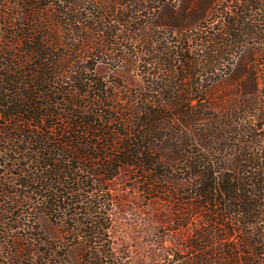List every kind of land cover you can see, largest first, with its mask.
<instances>
[{
	"label": "trees",
	"instance_id": "obj_1",
	"mask_svg": "<svg viewBox=\"0 0 264 264\" xmlns=\"http://www.w3.org/2000/svg\"><path fill=\"white\" fill-rule=\"evenodd\" d=\"M128 1L93 13L84 0H0V234L5 215L27 208L61 233L54 243L41 226V264H68L70 247L78 264H130L114 246L112 184L133 169L151 198L161 196L157 184L183 182L174 195L187 214L178 224H195L156 264H264V69L263 78L238 76L243 105L233 113L221 115L211 101L214 85L228 78L227 58L248 37L264 42V0L223 4L192 25L173 9L158 47L139 35L147 7ZM159 18L152 21L161 26ZM216 18L220 27L208 31ZM115 24L145 44L135 54L143 84L127 106L111 104L116 82L91 74V58L123 52L117 56L131 61ZM85 30L101 42L58 39ZM152 61L161 70L148 69ZM204 210L199 227L194 218Z\"/></svg>",
	"mask_w": 264,
	"mask_h": 264
},
{
	"label": "rangeland",
	"instance_id": "obj_2",
	"mask_svg": "<svg viewBox=\"0 0 264 264\" xmlns=\"http://www.w3.org/2000/svg\"><path fill=\"white\" fill-rule=\"evenodd\" d=\"M84 1L92 5L93 13H97L101 9L105 12L112 10L114 7L122 9L124 5H121V7L119 5L127 0ZM224 1L129 0L127 6L143 4L147 7V10L143 9L138 14L143 19V29H145L139 35L143 34L147 39L149 38V42H152L153 47H158L166 42L158 37H162V34L169 32L167 25L170 24V15L173 9L188 13L189 16L185 24L192 25L195 21H202L201 18L204 13H210L211 15L212 12L220 10L223 4L226 6L224 8L229 10L235 0H228L226 3ZM151 7L152 9H150ZM158 12L160 13L158 21L163 24L161 26L152 21ZM220 23V18H216L214 23L207 25L211 27V30L208 31L220 27ZM38 25L41 27V24ZM201 26L204 27V25ZM115 27H117L116 34L120 36L119 43L127 47L126 51L131 53V61H123L120 56H117L120 53L125 54L123 52L111 54L105 58H91V67L94 69L91 74L93 77H101L109 86H111V83L116 82L117 87H113V98L115 100L111 104L127 106L132 104L130 101L139 95V87L143 84V64L139 58L141 54H135L144 48L141 46L144 43H141V38L137 40L131 38L133 34L129 32V26L115 24ZM13 31L15 30L11 28L10 32ZM62 33L63 35L60 34L61 36L58 38L61 43L70 42L81 45L88 42L90 46H95L102 40L93 31L85 30L82 33L79 31L75 35L63 31ZM83 33L86 37H83ZM247 40L248 45L242 49L240 55L227 58L226 69L223 73H226L228 78L218 85H214L212 89V106L221 115L233 113L236 107H239L240 104L243 105L242 95L244 90L240 86L239 75H241V78L247 79L245 71L247 70L249 73L251 70L258 71V75L263 78L261 71L264 69V42L255 39V37H248ZM122 50H125L124 47H121ZM159 66L156 61H152L148 65V69L153 71L160 68L161 70ZM248 99L251 100V97ZM112 188L115 197L114 229L112 233L114 246L130 264H156L164 259L170 249L182 247L195 229V224H190L189 227H179L178 224L183 212L187 214V211L182 210V204H179L177 197L174 195L184 189L183 182L167 179L156 185V189L161 193V196L151 198L146 192L137 171L125 169L115 179ZM206 214L207 212L204 210L198 214L197 219L194 218V222L199 227L204 222ZM185 216L182 218H185ZM35 217L38 219L37 224L33 222ZM2 224L6 230L0 234V264H17L16 260L13 261L15 259L13 255L17 252L21 256V262L18 264H41V226L45 236L50 241L57 243L62 239L59 229L49 219L43 218L41 220V214L31 213L27 208L17 209L13 216L5 215ZM33 226L37 230L32 229ZM19 244L26 245L27 248L23 250L18 246ZM78 258V250L75 247L68 248L65 258L67 263L78 264Z\"/></svg>",
	"mask_w": 264,
	"mask_h": 264
}]
</instances>
